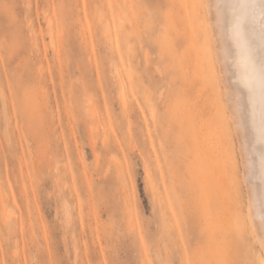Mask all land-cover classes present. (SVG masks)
Returning <instances> with one entry per match:
<instances>
[{"label":"rangeland","instance_id":"obj_1","mask_svg":"<svg viewBox=\"0 0 264 264\" xmlns=\"http://www.w3.org/2000/svg\"><path fill=\"white\" fill-rule=\"evenodd\" d=\"M203 4L0 0V264H260Z\"/></svg>","mask_w":264,"mask_h":264},{"label":"bare ground","instance_id":"obj_2","mask_svg":"<svg viewBox=\"0 0 264 264\" xmlns=\"http://www.w3.org/2000/svg\"><path fill=\"white\" fill-rule=\"evenodd\" d=\"M221 2L238 4L241 2V0H221ZM206 18L209 26L210 18L208 15ZM211 23H212V27H208L209 36L212 41L213 52L215 49L214 55L216 57V62L218 63L219 73L221 75V81L225 88L226 106L228 108L229 117L232 120V123L234 125V128L238 136L237 142H239V151L243 162V168H242L243 178L246 184L245 189H247V194H246L247 209L245 206V210L247 214L246 216L248 219L247 222L249 223L248 225H250V229L254 235V239L256 243L262 249L263 255L260 259V264H264V246H262V241L259 235L260 221L257 218L261 210L260 176H261L262 146L258 142L259 127L261 120L260 101H259L258 92L250 101L248 91L241 82L245 76H249V77L251 76V74L247 71V57L245 52L246 43L252 42L255 45L256 48L255 55L257 58V64H259V59L261 56L259 21H257L254 25L252 23H249L247 29L243 30L242 34H238L234 29V23H235L234 13L232 12L231 9H229L226 10V12L220 17L219 24L216 23V14H215V10H213L211 14ZM116 76L118 81L117 85L120 90L121 107L124 110H126L127 103L125 97L126 92H125L124 82L120 73H117ZM232 94H238L240 97L239 105L244 117L243 131L237 129L235 122L233 120V112H232L233 106L230 105L227 101V97ZM87 110L89 112V116L92 118V122H94V126H92L93 127L92 132L96 134V128H98L97 125L98 119L96 117V112L92 108V105L88 99H87ZM150 110L151 113H153V109L152 108L149 109V112ZM102 146L105 149H108L110 147V145L106 143L105 139L102 140ZM146 175L147 176L149 175L148 170H146ZM157 200L158 198L155 199V201ZM250 205L252 206L251 212H250ZM7 206H8V202L6 198L0 194V215H1L2 223L8 222ZM64 211L65 213L67 212V207L64 208Z\"/></svg>","mask_w":264,"mask_h":264},{"label":"snow or ice","instance_id":"obj_3","mask_svg":"<svg viewBox=\"0 0 264 264\" xmlns=\"http://www.w3.org/2000/svg\"><path fill=\"white\" fill-rule=\"evenodd\" d=\"M202 7L206 10V14L210 18L209 27H212L211 14L215 10L216 23L219 24L220 17L231 9L235 16L234 29L238 34H242L243 30L247 29L249 23L253 25L259 21L260 32V51L261 56L259 64L255 55L256 48L252 42L245 45L247 57V71L251 76H245L242 79L243 86L247 89L250 101L257 94L260 101V127H259V144L262 146L261 151V210L258 215L259 235L264 246V0H241L240 3H222L221 0H205ZM227 101L232 105L233 120L238 130L243 131V114L240 109L238 94H232L227 97ZM252 206L250 205V212Z\"/></svg>","mask_w":264,"mask_h":264}]
</instances>
